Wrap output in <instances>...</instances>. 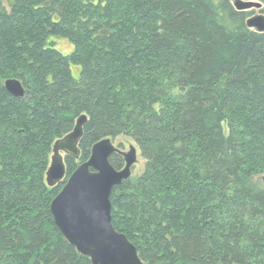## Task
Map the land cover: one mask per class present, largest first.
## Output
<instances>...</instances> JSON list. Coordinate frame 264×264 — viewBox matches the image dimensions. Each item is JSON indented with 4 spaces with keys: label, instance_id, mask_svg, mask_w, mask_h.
<instances>
[{
    "label": "trees",
    "instance_id": "trees-1",
    "mask_svg": "<svg viewBox=\"0 0 264 264\" xmlns=\"http://www.w3.org/2000/svg\"><path fill=\"white\" fill-rule=\"evenodd\" d=\"M218 1L0 0V264H91L50 206L120 136L144 169L113 189L111 223L142 264H264V33ZM82 115L79 159L49 188L52 146Z\"/></svg>",
    "mask_w": 264,
    "mask_h": 264
},
{
    "label": "water",
    "instance_id": "water-1",
    "mask_svg": "<svg viewBox=\"0 0 264 264\" xmlns=\"http://www.w3.org/2000/svg\"><path fill=\"white\" fill-rule=\"evenodd\" d=\"M232 5L237 12L262 9L257 1L234 0ZM246 27L264 33V16H251ZM3 87L13 98L24 97V89L15 79L6 80ZM86 120L84 115L80 116L73 131L54 142L45 175L49 188L63 182L65 157L79 159L78 145ZM113 154L123 157L122 169L115 170L110 165L109 158ZM136 161L135 147L130 146L124 153L114 147L112 140L104 139L92 147L88 161L77 167L51 203L56 228L79 254L90 259L91 264H142L135 247L111 223V193L131 178ZM261 181L264 187V175Z\"/></svg>",
    "mask_w": 264,
    "mask_h": 264
},
{
    "label": "rangeland",
    "instance_id": "rangeland-1",
    "mask_svg": "<svg viewBox=\"0 0 264 264\" xmlns=\"http://www.w3.org/2000/svg\"><path fill=\"white\" fill-rule=\"evenodd\" d=\"M234 0H230L231 3H233ZM212 3L217 6L219 4L218 0H212ZM249 13H252V16L254 15H263L264 16V4H262V9L260 10H252ZM56 49L63 55H69L72 51L71 45L66 40L57 39ZM71 73L72 76L77 79L79 77V68L78 67H71ZM113 145L115 148L119 149L120 151L127 153L129 151V147L133 146L136 149L137 154V161L135 165L133 166L131 170V178L135 179L139 177L142 174V171L144 169V161L140 157V153L138 148L135 146V144L127 137L120 136L116 139L112 140Z\"/></svg>",
    "mask_w": 264,
    "mask_h": 264
},
{
    "label": "bare ground",
    "instance_id": "bare-ground-1",
    "mask_svg": "<svg viewBox=\"0 0 264 264\" xmlns=\"http://www.w3.org/2000/svg\"><path fill=\"white\" fill-rule=\"evenodd\" d=\"M73 131V130H72Z\"/></svg>",
    "mask_w": 264,
    "mask_h": 264
}]
</instances>
